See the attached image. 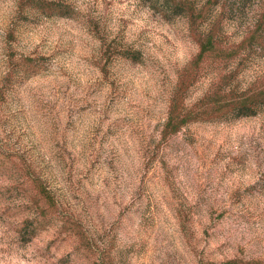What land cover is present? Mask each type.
I'll use <instances>...</instances> for the list:
<instances>
[{
  "label": "rangeland",
  "instance_id": "374dc122",
  "mask_svg": "<svg viewBox=\"0 0 264 264\" xmlns=\"http://www.w3.org/2000/svg\"><path fill=\"white\" fill-rule=\"evenodd\" d=\"M62 1L71 17L0 0V264L264 260V108L163 138L199 49L187 17L149 0ZM210 8L198 32L219 19L239 43L260 29L223 69L246 89L264 75V0Z\"/></svg>",
  "mask_w": 264,
  "mask_h": 264
},
{
  "label": "trees",
  "instance_id": "16d2710c",
  "mask_svg": "<svg viewBox=\"0 0 264 264\" xmlns=\"http://www.w3.org/2000/svg\"><path fill=\"white\" fill-rule=\"evenodd\" d=\"M153 7L167 18L177 15L187 17L190 28L198 41L199 49L189 64L181 71L172 94L167 119L164 123L163 138L180 131L185 125L195 121L228 120L251 116L264 108V75L255 79L246 89L228 86V76L224 67L248 51L252 39H258L260 29L253 30L239 43L228 42L222 33L221 21L208 23L204 32H198L200 24L208 20L210 4L217 0H149ZM31 5L45 15L59 14L71 17L73 8L62 0H21L20 5ZM138 57L135 52L130 57ZM206 67L216 70V78L208 90L194 103H188L187 97L191 86L203 74ZM214 76V75H213ZM41 194L49 200V194L40 187ZM223 264H264L261 259H229Z\"/></svg>",
  "mask_w": 264,
  "mask_h": 264
}]
</instances>
